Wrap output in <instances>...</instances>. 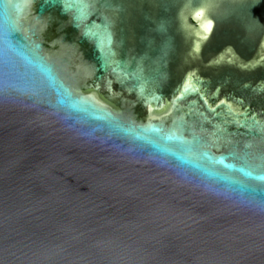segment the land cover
I'll return each mask as SVG.
<instances>
[{
    "label": "water",
    "instance_id": "1",
    "mask_svg": "<svg viewBox=\"0 0 264 264\" xmlns=\"http://www.w3.org/2000/svg\"><path fill=\"white\" fill-rule=\"evenodd\" d=\"M0 264H264V0H0Z\"/></svg>",
    "mask_w": 264,
    "mask_h": 264
}]
</instances>
